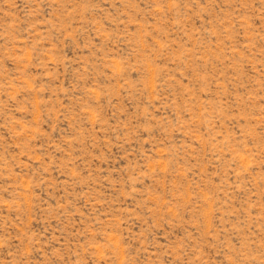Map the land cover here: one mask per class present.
Masks as SVG:
<instances>
[{"label": "rangeland", "instance_id": "rangeland-1", "mask_svg": "<svg viewBox=\"0 0 264 264\" xmlns=\"http://www.w3.org/2000/svg\"><path fill=\"white\" fill-rule=\"evenodd\" d=\"M0 264H264V0H0Z\"/></svg>", "mask_w": 264, "mask_h": 264}]
</instances>
